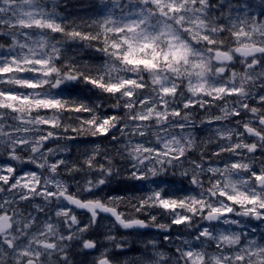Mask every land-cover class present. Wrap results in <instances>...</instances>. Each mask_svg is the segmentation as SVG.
Segmentation results:
<instances>
[{"label": "snow or ice", "instance_id": "6c2138e0", "mask_svg": "<svg viewBox=\"0 0 264 264\" xmlns=\"http://www.w3.org/2000/svg\"><path fill=\"white\" fill-rule=\"evenodd\" d=\"M66 7L0 0V264H264V0Z\"/></svg>", "mask_w": 264, "mask_h": 264}, {"label": "rangeland", "instance_id": "374dc122", "mask_svg": "<svg viewBox=\"0 0 264 264\" xmlns=\"http://www.w3.org/2000/svg\"><path fill=\"white\" fill-rule=\"evenodd\" d=\"M92 3H94V0H73V2H72L73 6L70 8H66L65 11H63V12L70 19H76L79 22V18H81V17L87 19L90 15H94V11L90 7V5ZM95 55H96L95 53H91V52L86 50L85 53L81 56V58L92 59V58H95ZM86 142L87 141H80V143H86ZM107 191H109L112 195H124L125 194L124 189L120 188L117 185L111 186V188L107 189ZM128 194H130V193H128ZM108 222H110V220L106 221V223H108ZM113 234H115L119 237L116 228L113 230ZM143 234L144 235L140 238L146 239L148 237L155 236L157 234V231H156V229H152L151 231H149L147 233H143ZM92 235L95 239L100 240L102 243H104L106 245L109 244L108 241L104 240V236H103L102 231L94 232ZM126 237L128 238L129 242H131L132 240L139 239V238L134 237V236H127L126 235ZM140 247H141L140 244L136 243L131 248L127 249V252H126L127 257L132 258L134 256H138L139 252H140ZM117 256L119 257V261L122 264L124 257L121 256L119 253H117Z\"/></svg>", "mask_w": 264, "mask_h": 264}, {"label": "flooded vegetation", "instance_id": "af4514ba", "mask_svg": "<svg viewBox=\"0 0 264 264\" xmlns=\"http://www.w3.org/2000/svg\"><path fill=\"white\" fill-rule=\"evenodd\" d=\"M116 229H117V233H118L119 236H122L123 234L127 235V231L128 230H124V229L120 228L118 225L116 226ZM150 230H152V229H150ZM150 230H147V232L150 231Z\"/></svg>", "mask_w": 264, "mask_h": 264}, {"label": "trees", "instance_id": "16d2710c", "mask_svg": "<svg viewBox=\"0 0 264 264\" xmlns=\"http://www.w3.org/2000/svg\"><path fill=\"white\" fill-rule=\"evenodd\" d=\"M72 2H73V0H66V3H67V7L66 8L72 7L73 6ZM61 11H65V8H62Z\"/></svg>", "mask_w": 264, "mask_h": 264}]
</instances>
